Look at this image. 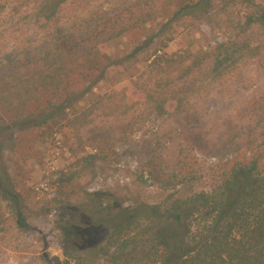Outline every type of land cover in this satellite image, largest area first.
I'll return each mask as SVG.
<instances>
[{
	"label": "rangeland",
	"instance_id": "obj_1",
	"mask_svg": "<svg viewBox=\"0 0 264 264\" xmlns=\"http://www.w3.org/2000/svg\"><path fill=\"white\" fill-rule=\"evenodd\" d=\"M174 4L159 2V22L169 20ZM245 7L210 20L172 22L166 44L149 43L148 29L112 40L103 48L118 63L101 61L108 68L77 109L40 126L0 132V183L6 186L0 194V264H127L131 235L113 247L109 242L118 224L114 215L161 204L170 194L211 192L248 149L264 152V50L228 78L203 82L195 102L181 111L166 106L167 112L157 113L140 103L144 89L158 82L148 67L156 49L189 57L226 42L236 34L233 22L245 20ZM10 14L0 15L1 127L31 113L39 121L48 99L30 83L35 70L28 52L39 28L17 24ZM216 23L222 28H212ZM91 81L76 79L75 85ZM90 189L102 197L89 196ZM8 191L19 195L27 229L17 225ZM136 222L139 229L153 226L145 218Z\"/></svg>",
	"mask_w": 264,
	"mask_h": 264
},
{
	"label": "trees",
	"instance_id": "obj_2",
	"mask_svg": "<svg viewBox=\"0 0 264 264\" xmlns=\"http://www.w3.org/2000/svg\"><path fill=\"white\" fill-rule=\"evenodd\" d=\"M160 1L110 0L93 5L89 0H0V15L9 11L17 24L21 20L39 28L28 52L35 70L30 83L48 98L39 121L31 113L11 125L3 123L0 132L40 126L77 109L101 81L106 64L118 63L103 46L132 30L148 29L149 43L160 39L166 44L171 39L164 38L165 32L172 22L210 20L228 14L230 8L235 12L239 4L246 6L245 20L233 22L236 34L226 42L189 57H184L186 53L168 54L166 46L156 49L148 67L159 75L158 82L154 88L144 89L140 103L157 113L167 112L166 106L185 109L195 102L203 82L228 78L264 50V2L175 0L169 20L159 22ZM217 26L222 28L221 23L212 28ZM171 69H176L177 75L167 81ZM76 79L92 81L87 87H77ZM82 115L86 120L87 115ZM250 150L244 160L229 167L222 184L211 192L179 198L170 194L161 204L140 205L127 215H114L118 224L109 238L111 246L121 236L131 235L124 247L131 248L127 264H264V152ZM5 187L0 183V194ZM89 196L101 198L102 194L91 192ZM9 200L17 211V225L27 229L26 218L18 211L19 195L11 192ZM139 218L153 221V226L139 229ZM68 228L74 230L72 225Z\"/></svg>",
	"mask_w": 264,
	"mask_h": 264
},
{
	"label": "built area",
	"instance_id": "obj_3",
	"mask_svg": "<svg viewBox=\"0 0 264 264\" xmlns=\"http://www.w3.org/2000/svg\"><path fill=\"white\" fill-rule=\"evenodd\" d=\"M91 192H94L95 190L94 189H90Z\"/></svg>",
	"mask_w": 264,
	"mask_h": 264
}]
</instances>
